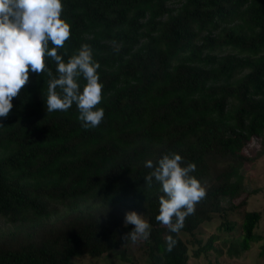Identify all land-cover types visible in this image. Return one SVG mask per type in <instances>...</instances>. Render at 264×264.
Here are the masks:
<instances>
[{
  "label": "trees",
  "instance_id": "16d2710c",
  "mask_svg": "<svg viewBox=\"0 0 264 264\" xmlns=\"http://www.w3.org/2000/svg\"><path fill=\"white\" fill-rule=\"evenodd\" d=\"M71 26L65 61L87 43L99 62L105 116L85 129L75 104L46 110L45 73L0 118V264H78L104 254L141 264H189L221 242L229 257L255 245L263 212L248 210L242 169L264 154V0H62ZM53 45H49V48ZM118 49V51H117ZM53 76L56 63L46 57ZM81 88L86 83L83 78ZM196 164L206 197L179 235L156 221L144 177L165 153ZM151 224L123 240L127 211ZM217 223L200 237L203 224ZM177 240L167 250V237ZM252 247V248H251Z\"/></svg>",
  "mask_w": 264,
  "mask_h": 264
},
{
  "label": "clouds",
  "instance_id": "9594fccd",
  "mask_svg": "<svg viewBox=\"0 0 264 264\" xmlns=\"http://www.w3.org/2000/svg\"><path fill=\"white\" fill-rule=\"evenodd\" d=\"M62 11V0H0V118L10 115L13 98L19 97L30 83L31 70L50 77L46 80L47 113L66 112L75 104L85 129L98 127L103 121L105 111L97 107L102 101L103 84L92 47L87 43L81 45L67 61L58 54V49L67 52L65 42L71 35V26L62 17ZM50 44L53 47L49 48ZM46 57L56 63L58 77L53 76ZM81 78L86 81L82 88ZM145 167L152 169L144 177L146 187L151 189L155 182L163 193L155 219L170 233L179 235L186 217L194 214L196 205L206 197L205 187L192 175L196 164H185L181 154L170 152L155 164L146 161ZM128 225L134 227L124 234V241L135 244L150 237L152 226L143 214L126 212L124 226ZM166 243L171 252L177 240L169 235Z\"/></svg>",
  "mask_w": 264,
  "mask_h": 264
},
{
  "label": "rangeland",
  "instance_id": "374dc122",
  "mask_svg": "<svg viewBox=\"0 0 264 264\" xmlns=\"http://www.w3.org/2000/svg\"><path fill=\"white\" fill-rule=\"evenodd\" d=\"M244 184L251 191L248 199V210H260L263 217L257 228L258 232L264 235V154L256 161L242 169ZM128 212V211H127ZM137 212V211H136ZM140 213V212H138ZM141 214V213H140ZM217 223L203 224L200 227V237L206 238L209 234L214 233ZM15 226L1 223L0 233L13 230ZM216 249H222L219 254L216 250H210L207 254L199 258L190 257L189 264H264V258H259L258 248L255 245L250 251L243 252L239 257H229L223 248L220 240L214 242ZM131 261H121L118 256L104 254L98 260L83 258L77 261L78 264H141L144 261L141 251L136 249L130 250Z\"/></svg>",
  "mask_w": 264,
  "mask_h": 264
}]
</instances>
